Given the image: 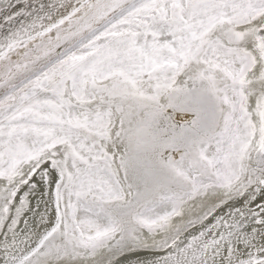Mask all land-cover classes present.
Listing matches in <instances>:
<instances>
[{
    "label": "snow or ice",
    "instance_id": "1",
    "mask_svg": "<svg viewBox=\"0 0 264 264\" xmlns=\"http://www.w3.org/2000/svg\"><path fill=\"white\" fill-rule=\"evenodd\" d=\"M0 264H264V0H0Z\"/></svg>",
    "mask_w": 264,
    "mask_h": 264
}]
</instances>
